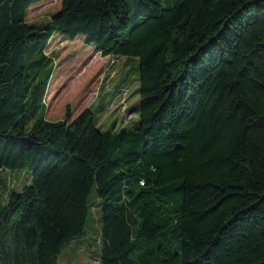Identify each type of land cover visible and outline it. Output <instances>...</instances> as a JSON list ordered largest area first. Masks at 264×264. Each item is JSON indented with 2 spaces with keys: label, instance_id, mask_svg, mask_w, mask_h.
<instances>
[{
  "label": "trees",
  "instance_id": "1",
  "mask_svg": "<svg viewBox=\"0 0 264 264\" xmlns=\"http://www.w3.org/2000/svg\"><path fill=\"white\" fill-rule=\"evenodd\" d=\"M43 1L0 0V171L31 172L0 264H59L94 193L100 264H264V0H62L29 23ZM56 36L129 67L126 128L47 120Z\"/></svg>",
  "mask_w": 264,
  "mask_h": 264
},
{
  "label": "rangeland",
  "instance_id": "2",
  "mask_svg": "<svg viewBox=\"0 0 264 264\" xmlns=\"http://www.w3.org/2000/svg\"><path fill=\"white\" fill-rule=\"evenodd\" d=\"M62 0H44L33 6L27 16L29 23H48L60 11ZM57 63L46 98V118L52 122L65 119L69 113L74 120L86 109H91L96 117L98 128L103 131H121L137 116L131 112L134 106L133 88L125 86L119 90L114 81L125 62L110 57H97L92 46L87 45L81 36L75 40L54 37L48 50ZM138 63L135 65L137 70ZM113 95L111 102L98 106L104 93ZM108 99L107 95L104 97ZM103 101H101L102 103ZM135 124V123H134ZM30 170L0 171V209L8 194L21 192L30 185ZM92 208L87 223L86 235L75 239L66 246L59 258V264H100L99 233L101 211L99 200L94 193Z\"/></svg>",
  "mask_w": 264,
  "mask_h": 264
},
{
  "label": "crops",
  "instance_id": "3",
  "mask_svg": "<svg viewBox=\"0 0 264 264\" xmlns=\"http://www.w3.org/2000/svg\"><path fill=\"white\" fill-rule=\"evenodd\" d=\"M95 55L98 57L99 55L101 57H103L100 53H95ZM105 58V57H104ZM107 58V57H106ZM114 85H121V86H128V87H132L133 88V95H135L134 97V106L137 105L140 101V97L139 95L136 94V91L138 89V85L139 83L136 81L134 74H131L129 67L128 66H123L122 70H119V75L118 77L115 79L114 81ZM105 95H107L108 99L106 100L104 97ZM113 98V95L110 93H104L103 95H101L100 99H99V103L98 106L102 105L103 107L106 105V102H111ZM101 101H103L101 103ZM107 106V105H106ZM133 106V107H134ZM132 107V108H133Z\"/></svg>",
  "mask_w": 264,
  "mask_h": 264
},
{
  "label": "built area",
  "instance_id": "4",
  "mask_svg": "<svg viewBox=\"0 0 264 264\" xmlns=\"http://www.w3.org/2000/svg\"><path fill=\"white\" fill-rule=\"evenodd\" d=\"M123 89V88H122ZM119 90H121V89H119Z\"/></svg>",
  "mask_w": 264,
  "mask_h": 264
}]
</instances>
